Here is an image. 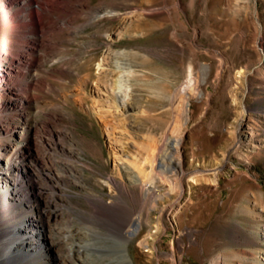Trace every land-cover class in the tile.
Returning <instances> with one entry per match:
<instances>
[{"label":"rangeland","instance_id":"obj_1","mask_svg":"<svg viewBox=\"0 0 264 264\" xmlns=\"http://www.w3.org/2000/svg\"><path fill=\"white\" fill-rule=\"evenodd\" d=\"M35 1L0 0V264H264V0Z\"/></svg>","mask_w":264,"mask_h":264},{"label":"bare ground","instance_id":"obj_2","mask_svg":"<svg viewBox=\"0 0 264 264\" xmlns=\"http://www.w3.org/2000/svg\"><path fill=\"white\" fill-rule=\"evenodd\" d=\"M31 3H34L37 6V8H34L33 6H31ZM21 4H22L23 8H25V11H26L25 16L27 18H30L32 14L38 15L37 9H42L41 4L35 0H24V3H21ZM6 19H8L11 22L15 21L13 16H7ZM13 28H23V27L20 25H16ZM181 140H182V138H178V137H174V136H171L167 139V141L165 143V147H166L165 153L158 155L155 159L157 164H158L159 171L165 172V173L166 172L168 173L170 171L171 173H178V175H181V173H182V161L178 157V148L181 144ZM145 186H147V185L145 184ZM148 187H150V185ZM39 224L40 223H38V225ZM132 224L134 225V227H138L139 226V219L134 220V222ZM38 227L40 228V225ZM36 232H38V231L36 230ZM130 234H131V232L128 230L126 232V235L129 236ZM126 240H128V238H126ZM125 245H126L125 242L119 243V248H120L119 250L121 253V257H122V263L123 264H130V261L127 258L126 253H125V251H126Z\"/></svg>","mask_w":264,"mask_h":264}]
</instances>
